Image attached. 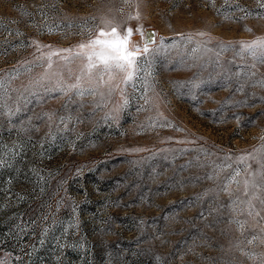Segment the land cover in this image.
<instances>
[{"label": "rangeland", "instance_id": "rangeland-1", "mask_svg": "<svg viewBox=\"0 0 264 264\" xmlns=\"http://www.w3.org/2000/svg\"><path fill=\"white\" fill-rule=\"evenodd\" d=\"M257 41L264 0H0V264H264Z\"/></svg>", "mask_w": 264, "mask_h": 264}, {"label": "snow or ice", "instance_id": "snow-or-ice-1", "mask_svg": "<svg viewBox=\"0 0 264 264\" xmlns=\"http://www.w3.org/2000/svg\"><path fill=\"white\" fill-rule=\"evenodd\" d=\"M139 31V30H138ZM132 35V29H127L126 33L121 36L116 28H112L110 32H105L104 30H100L97 34V38L92 40L87 45H80V48H91L92 52L86 54L87 60L90 62L88 65L89 71L91 69L98 67L99 65L104 66L105 71H110L111 69H119L126 73L125 80L130 81L133 78L137 60L139 58V53L142 51L143 53L149 52L148 43L154 42L151 37L146 38L145 45L141 49L139 46L134 48H129V42ZM143 35V33H141ZM110 36L111 39H102L103 37ZM250 47H260L264 49V41H257L256 44ZM98 49V50H97ZM70 51V50H69ZM59 53H53V55H58ZM98 61L99 65L94 61ZM261 203H264L262 201ZM250 210L248 212L249 215L253 214L254 206L251 205L249 201ZM259 215L257 211L255 213ZM243 225L241 224V227Z\"/></svg>", "mask_w": 264, "mask_h": 264}, {"label": "water", "instance_id": "water-1", "mask_svg": "<svg viewBox=\"0 0 264 264\" xmlns=\"http://www.w3.org/2000/svg\"><path fill=\"white\" fill-rule=\"evenodd\" d=\"M152 36H153V34H152V33H149V34H148V37H151V38H152Z\"/></svg>", "mask_w": 264, "mask_h": 264}]
</instances>
